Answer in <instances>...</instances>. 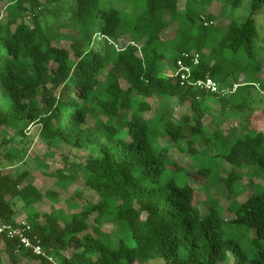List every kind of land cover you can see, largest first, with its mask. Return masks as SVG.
<instances>
[{"label":"trees","instance_id":"obj_1","mask_svg":"<svg viewBox=\"0 0 264 264\" xmlns=\"http://www.w3.org/2000/svg\"><path fill=\"white\" fill-rule=\"evenodd\" d=\"M63 1L0 0V130L24 136L37 125L51 149L94 146L84 164L51 174L62 179L85 173L84 190L98 200L62 225L58 211L35 209L44 195L27 183L29 172L6 174L0 160V225L17 222L19 208L12 201L20 199L46 256L34 255L18 241L8 243L3 253L14 263L22 254L38 264H147L154 259L264 264V131L251 123L255 110L249 97L256 87L264 97V38L257 24L264 0H252L249 16L230 23L218 39L214 15L181 14L190 0L183 7L179 0H145L141 15L130 23L118 10H102V0H75L79 28L73 41L42 21L49 7ZM227 2L237 9L243 0ZM239 56L245 60L240 73L232 67ZM179 60L192 67L184 83L177 75ZM206 78L218 84V92L196 85ZM216 108L220 120L212 132L205 122ZM202 136L214 147L208 155L213 165L199 163L193 173L202 185L222 183L229 190L235 216L227 221L216 206L201 212L195 202L199 192L191 185L181 187L174 179L160 184L169 166L184 169L172 159L170 145L199 159ZM7 143L4 139L1 145ZM218 160L223 166L214 164ZM225 165L231 168L228 176L209 180L213 166L222 173ZM244 176L252 192L240 202ZM107 213L131 229L134 242H111L113 234L103 231ZM228 222L254 231V254L232 238Z\"/></svg>","mask_w":264,"mask_h":264},{"label":"rangeland","instance_id":"obj_2","mask_svg":"<svg viewBox=\"0 0 264 264\" xmlns=\"http://www.w3.org/2000/svg\"><path fill=\"white\" fill-rule=\"evenodd\" d=\"M252 0H243V3L239 8H233V5L229 4L227 0H214L212 5L202 4L198 0H190L189 10H180L184 16L186 14L196 17L198 13L212 14L214 15L213 35L215 39H218L220 34L227 29L228 25L232 22L237 24L243 22L250 14ZM180 5L184 4V0H179ZM4 4L0 3V10L3 9ZM146 5L145 0H102L100 8L102 10L115 9L121 12L125 22L130 23V20H135L139 17ZM185 5V4H184ZM183 7V5H182ZM76 9L75 0H64L59 5L49 7V11L42 18L43 23L46 21L53 31L67 35L69 41H73V33L78 30L79 26L77 20L74 17ZM230 19V21H229ZM258 29L260 30L261 38H264V30L261 31L260 26L264 25V10L257 18ZM67 41V42H69ZM65 44V43H64ZM245 65V60L241 56L232 60V67L237 69L240 73V69ZM261 77L264 78V72L261 73ZM245 76L241 77V81L244 82ZM250 99L253 100L254 110L250 117L251 123L255 124L257 128L264 131V97L260 94L259 88L250 90ZM153 106H157L156 99L151 100ZM176 106V103H173ZM172 104V105H173ZM218 108V107H217ZM216 108V109H217ZM219 109V108H218ZM213 114V117L206 119L205 124L212 131L215 132L218 129L217 121L220 120V112ZM188 108H184L185 113H190ZM181 115V112H179ZM179 115V116H180ZM231 124V123H230ZM238 124V123H236ZM40 127L34 125L25 131L24 136L17 135L13 129L0 130V160L3 163V171L6 174H17L23 171L29 172L27 183L33 184L39 192L44 195L42 201L35 204V209L41 213H51L53 210L58 211L62 218L61 224L64 225L70 221L74 214L81 212L86 208L88 203L97 202V198L91 196L88 192H85L84 176L85 173H72L71 175L60 178L54 176L51 173L56 172L58 169H76L77 165L84 164L94 146H90L86 149H76L65 144H60L57 148L51 149L49 145L41 141L39 137ZM8 140L6 146H2V140ZM199 143L198 154L199 159L195 156L189 158L186 153L180 152L175 146L172 147L171 157L180 166L184 167L181 171H175L168 167L167 171L163 173L160 184L174 179L176 183L183 187L186 184L191 185L197 189V197L195 202L201 212H206L210 206H216L224 219L230 220L235 214L233 200L229 198V190L222 183L205 184L202 185L201 181L194 176V169L199 163H205L207 165H213L210 156L214 152V147L203 138L197 139ZM177 147V146H176ZM10 153H19V158L10 160ZM206 153V154H203ZM209 153V154H208ZM211 153V154H210ZM220 160V159H219ZM216 161L214 164H223L222 161ZM73 165H76L75 167ZM223 166V165H222ZM217 166L212 167V172L209 180L215 181L217 177H226L231 170L229 165H225L222 173H216ZM200 179V178H199ZM66 181H70L71 184H67ZM262 184L264 186V173L262 178ZM242 185L246 188L245 194L240 195L238 201L243 202L247 199L252 192V188L249 182V178L242 179ZM240 190V189H239ZM238 190V191H239ZM82 194L83 198L79 199L76 195ZM12 203L17 204L19 210L16 215V221L26 220V213L21 209L20 199H14ZM107 218L104 220L103 231L113 234L111 242L118 243L123 238L127 242H134L131 236V229L126 227L122 222L117 223L113 216L107 213ZM95 215H92L90 222H93ZM120 225V227H119ZM232 238L243 248V250L249 254H254L253 241L255 240V233L252 229L245 226H236L232 223L225 225ZM119 231L118 235H116ZM16 263L10 258L8 253H3L0 256V264H38L33 261H29L22 254H17ZM147 264H166L162 259L150 260Z\"/></svg>","mask_w":264,"mask_h":264},{"label":"built area","instance_id":"obj_3","mask_svg":"<svg viewBox=\"0 0 264 264\" xmlns=\"http://www.w3.org/2000/svg\"><path fill=\"white\" fill-rule=\"evenodd\" d=\"M184 57L189 58V55L184 54ZM198 63L199 56L197 55L194 59H192V64L196 66L198 65ZM191 74L192 67L183 60H179L177 75L180 76L183 83L188 81ZM196 85L200 89L212 93H216L219 90L218 84L211 78L199 80ZM13 241H18L21 247H24L26 250L31 251L38 257L46 256L40 239L36 235H32V226L25 220L17 221L12 225H0V256L3 254V250L8 245V243Z\"/></svg>","mask_w":264,"mask_h":264}]
</instances>
